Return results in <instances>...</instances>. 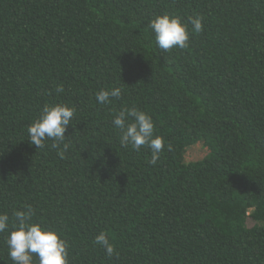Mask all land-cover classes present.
<instances>
[{"label":"trees","instance_id":"obj_1","mask_svg":"<svg viewBox=\"0 0 264 264\" xmlns=\"http://www.w3.org/2000/svg\"><path fill=\"white\" fill-rule=\"evenodd\" d=\"M165 14L187 47L157 46L148 25ZM56 104L75 108L63 158L27 131ZM133 107L163 140L155 165L112 123ZM198 143L208 155L186 163ZM28 206L68 264H264V0H0V264Z\"/></svg>","mask_w":264,"mask_h":264},{"label":"clouds","instance_id":"obj_2","mask_svg":"<svg viewBox=\"0 0 264 264\" xmlns=\"http://www.w3.org/2000/svg\"><path fill=\"white\" fill-rule=\"evenodd\" d=\"M189 22L195 33L203 30L202 17L190 18ZM148 27L154 32L157 46L165 52L188 46L190 36L187 25L178 17L167 14L157 16ZM56 91L63 92V86L57 87ZM120 96L121 89L116 87L99 91L95 98L100 104H109L113 98L119 99ZM74 115L75 108L67 105L44 106L40 117L27 129L29 142L37 149H42L46 140H52V146L58 149V155L63 158L69 148V144L65 143V132ZM112 123L120 132L122 147L131 146L133 150L139 151L147 145L152 152L150 163L156 164L164 144L161 137L154 136V124L149 115L133 107L118 112ZM13 215L17 226L6 239L13 264H33L34 255L38 258V264H68L66 242L55 231L31 222L34 215L31 206L26 211H16ZM9 224V216L0 214V233L7 231ZM95 243L102 246L108 256L114 254V245L104 233L96 237Z\"/></svg>","mask_w":264,"mask_h":264},{"label":"rangeland","instance_id":"obj_3","mask_svg":"<svg viewBox=\"0 0 264 264\" xmlns=\"http://www.w3.org/2000/svg\"><path fill=\"white\" fill-rule=\"evenodd\" d=\"M209 151L204 146L203 143H198L190 148H188L186 154H185V162L186 163H193L203 160L207 155Z\"/></svg>","mask_w":264,"mask_h":264}]
</instances>
